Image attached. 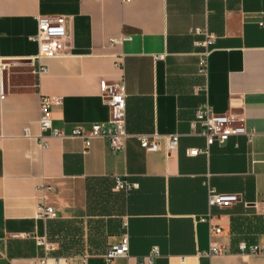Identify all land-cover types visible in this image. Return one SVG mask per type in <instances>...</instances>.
Wrapping results in <instances>:
<instances>
[{
    "label": "crops",
    "instance_id": "0c3cea01",
    "mask_svg": "<svg viewBox=\"0 0 264 264\" xmlns=\"http://www.w3.org/2000/svg\"><path fill=\"white\" fill-rule=\"evenodd\" d=\"M38 14L65 16L69 29L68 54L43 59L41 78L32 61ZM261 20L264 0H0V264H106L108 247L126 232L130 257L115 264H137L155 246L154 264H264V254L240 247L264 244ZM196 29L212 41L198 44L205 36ZM119 80L128 132L178 134L169 155L146 151L135 136L117 152L107 138L86 149L70 136L110 126L102 83ZM42 95L53 99V124L68 136H49L46 147L38 138ZM204 103L244 114L252 140L232 135L190 155L207 147L201 125L192 127ZM118 177L138 186L118 189ZM210 189L239 200L210 206ZM42 205L57 217L38 218ZM209 214L221 233L211 236ZM211 241L226 252L209 255Z\"/></svg>",
    "mask_w": 264,
    "mask_h": 264
},
{
    "label": "built area",
    "instance_id": "2783aa9c",
    "mask_svg": "<svg viewBox=\"0 0 264 264\" xmlns=\"http://www.w3.org/2000/svg\"><path fill=\"white\" fill-rule=\"evenodd\" d=\"M130 1V0H123ZM37 32L31 37L32 40L38 43L39 51L33 57V72L41 78L48 72V67L43 63V59L59 57L67 55L68 46L66 41L69 38V29L67 17L65 16H48L38 14L37 17ZM261 27H264V20L259 22ZM197 34H202L205 39L198 44L208 45L212 41V34L207 30L196 29ZM131 37H121L112 39L111 44L121 43L129 40ZM208 56L209 52H205L199 62V72L203 75L208 71ZM121 66V62L116 63ZM103 97L106 99L111 111L110 126L94 124L90 131L85 132L82 128L74 129L71 137H80L84 140L85 147L88 149L95 138H107L114 152L122 151L126 148L127 141L130 137L135 136L142 148L146 151H164L167 155L178 147L179 135H162L158 132H140L131 134L127 130L126 105L127 93L124 82L122 80L109 83H102ZM53 99L42 95L40 97V135L38 136L42 147L48 145L47 138L49 136L66 138L68 137L61 129L53 124L52 113ZM245 115L237 113H216L212 110L208 103L202 104L196 111L195 119L192 121V127L201 125V134L206 138V149L192 148L189 149L190 155H197L206 151L215 142L222 143L230 136L237 134H245L249 140L255 135L254 130H247L245 127ZM137 183H131L126 179L118 177L116 179V188L130 190L137 187ZM239 200V196L235 193H220L215 189L209 190L208 201L210 206L229 207ZM38 218L51 219L57 217V211L54 207L42 205L38 209ZM207 221L210 228L211 236L222 232V227L214 221V217L209 214L203 217ZM38 244L44 245L49 249V244L45 238H38ZM243 252L250 254H264V244L240 245ZM226 249L219 246L216 242L211 241V249L209 255H218L225 253ZM160 254L159 247L155 246L145 256L140 257L137 264H154L156 257ZM130 257V239L128 233H124L119 243L108 247L104 254L106 264H115V261L121 258ZM45 262H47L45 260ZM59 263V261H57Z\"/></svg>",
    "mask_w": 264,
    "mask_h": 264
}]
</instances>
